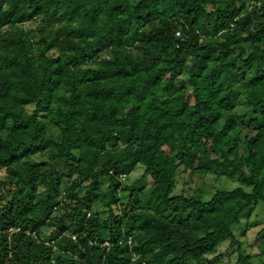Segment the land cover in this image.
I'll use <instances>...</instances> for the list:
<instances>
[{
	"label": "trees",
	"instance_id": "1",
	"mask_svg": "<svg viewBox=\"0 0 264 264\" xmlns=\"http://www.w3.org/2000/svg\"><path fill=\"white\" fill-rule=\"evenodd\" d=\"M258 206L264 1L0 0V264H254L233 229Z\"/></svg>",
	"mask_w": 264,
	"mask_h": 264
},
{
	"label": "rangeland",
	"instance_id": "2",
	"mask_svg": "<svg viewBox=\"0 0 264 264\" xmlns=\"http://www.w3.org/2000/svg\"><path fill=\"white\" fill-rule=\"evenodd\" d=\"M31 27L30 23L25 24V28ZM203 43V42H202ZM179 77L184 78L182 75ZM188 97L191 96L190 87L187 88ZM191 100V97H190ZM32 107H28L27 110L31 111ZM124 179L120 181L124 185H133L137 182L138 173L135 170L128 168ZM190 173H183L180 182L176 185V190L183 192L186 196L198 197L202 200H208L215 193L216 189H232L237 185V182L231 178L220 177L217 178L214 175L206 174L198 176L195 173L191 174V180L187 181V177ZM148 180L140 181L136 183L135 188L147 187L149 185ZM84 184V183H83ZM120 202L127 200L128 192L121 191L118 194ZM250 226V227H249ZM264 227V215L261 212L260 207L251 209L241 218V223L234 227V236L241 244V253L249 257L254 264L258 261H264V251H262V241L264 240V233L260 235V231ZM48 233L46 232L42 238L48 240ZM216 254H222L220 259L215 264H239L237 262V253L235 247H230L229 242L222 243ZM213 257V256H211Z\"/></svg>",
	"mask_w": 264,
	"mask_h": 264
},
{
	"label": "built area",
	"instance_id": "3",
	"mask_svg": "<svg viewBox=\"0 0 264 264\" xmlns=\"http://www.w3.org/2000/svg\"><path fill=\"white\" fill-rule=\"evenodd\" d=\"M264 0H248V4L250 5V7H253V6H258L261 2H263ZM180 35V32L178 31V32H176V36H179ZM109 174H113V172L112 171H109ZM124 177H125V174H120L119 175V178L121 179H124ZM71 236V238L73 239V240H75V236H73V235H70ZM47 243V242H46ZM48 243H52L53 244V241L52 242H48ZM126 243H127V245L128 246H130V247H132L133 246V239H132V237H127L126 238ZM102 246H105L106 247V251H108V249L112 246L111 245V243L110 242H108V241H104L103 243H102ZM136 255L135 254H133L132 255V259H131V262H132V264H144L143 262H136Z\"/></svg>",
	"mask_w": 264,
	"mask_h": 264
}]
</instances>
